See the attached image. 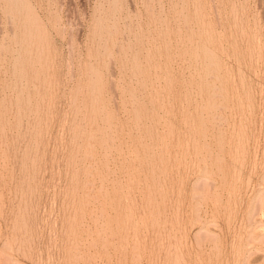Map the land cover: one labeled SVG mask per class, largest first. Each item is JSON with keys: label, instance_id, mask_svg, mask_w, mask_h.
I'll return each instance as SVG.
<instances>
[{"label": "rangeland", "instance_id": "obj_1", "mask_svg": "<svg viewBox=\"0 0 264 264\" xmlns=\"http://www.w3.org/2000/svg\"><path fill=\"white\" fill-rule=\"evenodd\" d=\"M0 264H264V0H0Z\"/></svg>", "mask_w": 264, "mask_h": 264}, {"label": "bare ground", "instance_id": "obj_2", "mask_svg": "<svg viewBox=\"0 0 264 264\" xmlns=\"http://www.w3.org/2000/svg\"><path fill=\"white\" fill-rule=\"evenodd\" d=\"M201 236V235H200ZM202 237V236H201Z\"/></svg>", "mask_w": 264, "mask_h": 264}]
</instances>
